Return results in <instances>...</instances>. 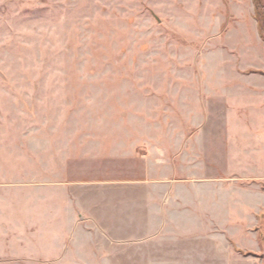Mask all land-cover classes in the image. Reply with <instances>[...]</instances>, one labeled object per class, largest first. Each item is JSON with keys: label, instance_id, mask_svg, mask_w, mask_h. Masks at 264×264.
<instances>
[{"label": "rangeland", "instance_id": "1", "mask_svg": "<svg viewBox=\"0 0 264 264\" xmlns=\"http://www.w3.org/2000/svg\"><path fill=\"white\" fill-rule=\"evenodd\" d=\"M262 71L252 0H0V264H143L155 248L110 250L93 231L102 217L74 233L102 237L99 250L81 243L60 262L69 205L121 219L124 199L157 195L98 193L89 181L173 186L183 202L189 179L203 176L196 188L209 187L190 199L197 217L179 228L196 264H264V183L238 182L264 181V157L250 156L264 141L248 130L264 137V113L258 124V108L229 114L264 103L242 93ZM226 99L237 146L218 130ZM242 142L255 153L239 156ZM230 209L244 225L220 219Z\"/></svg>", "mask_w": 264, "mask_h": 264}, {"label": "crops", "instance_id": "2", "mask_svg": "<svg viewBox=\"0 0 264 264\" xmlns=\"http://www.w3.org/2000/svg\"><path fill=\"white\" fill-rule=\"evenodd\" d=\"M259 73H264V72L263 71L258 72V75ZM262 77L264 76L262 75ZM261 79L262 80L260 82L259 87H249L250 91L245 92V93L243 91L242 92L243 95L249 96L251 100L262 98V95H264V78H261ZM221 102L223 101L221 100ZM224 102L225 103L223 104L225 108H221L220 113L218 114L219 116L218 121L220 123L218 130L219 132H221L219 134L222 138L223 136L227 135L228 140L226 141L223 139L225 143V147L229 145V142H231L232 145L237 146V138L234 135L235 131L233 133V128L235 127L230 126L229 131L227 128L229 127V124H228L229 114H231L232 111L236 110L238 115H240V113L243 112L244 110H249V109L252 110V109L258 108L259 110H254L255 112L258 113V115L252 116V118L250 119L251 123L258 124L259 119L261 118L260 117L261 113H264V103H262L259 107H256V105L254 106L252 103L248 109H243V110L234 108L228 114L227 105L232 108L233 106L229 104L227 99L224 100ZM246 114L247 113L242 114V117H241V120H243L244 123L249 122V120L246 119L248 116L247 117L244 116ZM261 129L262 128L260 127L259 129L257 127L248 128L249 131H253L257 135H259V132L262 131ZM258 130H261V131L258 132ZM263 131H264V127H263ZM240 135L241 134H239V136ZM257 135H255V137L258 140L264 141L263 136H257ZM242 146L243 148H246V150L237 149L239 156H242V155L244 156L245 152H248L249 154L250 152L255 153V151L257 150L256 147L250 143L249 144L243 143ZM251 146H253L252 150L249 149ZM250 156L257 157V158H260L262 156L263 158L264 154H261L257 151V154H252ZM113 178H115V175L113 176ZM204 178L206 179L205 176H203L202 178H198L199 181H192L195 178L189 179V181L187 182L188 186L184 188L185 192L182 193V195H184V197L182 196V198L184 199L183 202H180V197L177 194L173 186L162 187V189L155 188L154 190L153 188L144 187V186L143 187L114 186L115 188H111L108 186L109 184L118 185L119 181H115V179H113L112 181H106V182L89 181L87 184H90V185L88 186H90V188L96 189V192L98 193L99 192L105 193V191L107 190H110V191L115 190V191H123V193L125 194H133L136 191L139 192V194H142L140 192L147 191L148 194L152 196L157 195L158 200H156L155 202L151 198H147V199H143L141 204H137L133 202V200L131 199H124L123 203L126 206L131 204V208H125L122 211L124 213V216L121 217V219H116V220H111L110 218H108L109 214L111 213L110 209H106L104 213L103 210L100 211L98 208H94L91 205L83 208L79 206L77 207L74 205V203H72L71 205H69V208L66 211L67 218H68L67 220L71 222L67 223L65 228H63L64 232L61 233L63 236H65V238L63 240L62 239L57 240L60 246L59 252H62L61 254L58 255L60 262L65 261L68 258L65 254L67 251H70V250L78 251L80 247L79 245H81V243L83 244V247H80V249L90 250V251L99 250L98 244H99L100 239H102L103 237L104 241L108 242L111 245L110 250L114 252L120 251L121 249L123 250L131 249L130 245H132L133 243L143 244V246H145L143 249L155 248L154 254H151V255L146 254L143 256V264H196L195 262L196 253L193 248L194 245L189 247L185 244L186 237L184 234H180L179 228L182 223H185L187 221L190 222L191 220H195V218L197 217V214L195 213V211L200 210V208L197 207V204L194 201L191 202L190 199L192 195H196L199 190H205L207 189V187H209L210 182H207L208 181L207 180L205 182V184H208V185H205L207 187H203V189L196 188V182H202V181L204 182L205 180ZM238 182L240 183L246 182L250 185L253 183H257V182L264 183V181H262L259 178L257 179L255 177H250V178L247 177L242 180H239ZM80 185H82L83 187V185L85 184H80ZM245 186L242 185V187H245ZM76 187H78L79 189H84L79 186H76ZM246 188H250V187L247 186ZM158 196L159 197L161 196V197L159 198ZM174 200H177V201H174ZM143 202H145L144 208L145 207L152 208L149 212H147L149 213V215L148 216L145 215V219H148L149 221L147 220V223L145 221L144 224H143ZM137 206L139 207V209ZM253 212L254 211L252 210L249 211L250 216L253 214ZM221 215L222 214H220V216ZM259 215L260 214L255 215L256 219H257V216L259 218ZM48 216H49V219H52L50 217V214H48ZM203 216L204 217L207 216V213H203ZM101 217L104 219V223L102 224L103 226L100 227V225H98V229H97V226H95L93 227L94 230L93 229L92 230L95 233L100 234L102 237L97 238V236L95 237L94 235H90L88 230H85L84 231L85 237H81L80 240L76 238L77 236L74 235V233L77 234L78 231H81L82 229H84L83 223L86 222V219L91 220L95 218L96 221L99 223L97 218L101 219ZM208 218L211 221H215L217 217L213 215H209ZM181 219H183L182 223H181ZM220 219L224 221V223L228 220V223H227L228 226L232 224L233 222L236 225H239V224L244 225L242 222L243 218L238 217V215L235 216L233 214L232 209L229 210L228 216L227 215L226 217L223 216ZM221 226H224V225H221ZM86 231L89 233L90 235V236L88 235L89 237L86 236L87 235ZM143 232L146 233L145 236H143ZM225 240L227 242L226 236H225ZM42 244H45V243H42ZM125 246H130V247L126 248ZM235 253H239V252L236 250ZM70 257L73 258L72 256ZM236 258L238 262L244 261V258L239 255H237ZM246 260L249 261L250 259L249 260L246 259ZM73 261L74 263L76 262L75 259ZM54 264H57V263H54ZM210 264H213V262H210ZM219 264H228V263L225 261V262H220Z\"/></svg>", "mask_w": 264, "mask_h": 264}, {"label": "trees", "instance_id": "3", "mask_svg": "<svg viewBox=\"0 0 264 264\" xmlns=\"http://www.w3.org/2000/svg\"><path fill=\"white\" fill-rule=\"evenodd\" d=\"M254 5V18L257 24L258 33L260 35L261 40L264 42V5L262 0H252ZM264 76V73H259ZM245 257L252 256L258 257L256 254L249 253V252H240Z\"/></svg>", "mask_w": 264, "mask_h": 264}]
</instances>
